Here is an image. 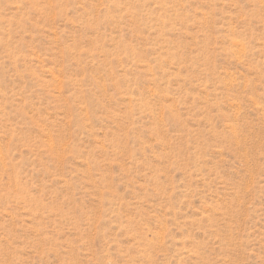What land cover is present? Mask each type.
<instances>
[{
    "label": "rangeland",
    "instance_id": "374dc122",
    "mask_svg": "<svg viewBox=\"0 0 264 264\" xmlns=\"http://www.w3.org/2000/svg\"><path fill=\"white\" fill-rule=\"evenodd\" d=\"M0 264H264V0H0Z\"/></svg>",
    "mask_w": 264,
    "mask_h": 264
}]
</instances>
